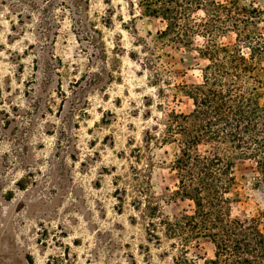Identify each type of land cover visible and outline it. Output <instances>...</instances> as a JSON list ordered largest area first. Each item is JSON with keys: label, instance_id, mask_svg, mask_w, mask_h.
I'll list each match as a JSON object with an SVG mask.
<instances>
[{"label": "rangeland", "instance_id": "rangeland-1", "mask_svg": "<svg viewBox=\"0 0 264 264\" xmlns=\"http://www.w3.org/2000/svg\"><path fill=\"white\" fill-rule=\"evenodd\" d=\"M239 1L264 12V0ZM132 2L0 0V264H177L172 240L149 239L130 167L149 174L164 215L193 210L176 193L177 144L144 139L171 110H192L179 84L199 83L206 61L200 37L192 48L160 38L165 22ZM234 176L231 215L264 231L253 164L237 161ZM189 251L204 264L214 246L201 238Z\"/></svg>", "mask_w": 264, "mask_h": 264}, {"label": "trees", "instance_id": "trees-1", "mask_svg": "<svg viewBox=\"0 0 264 264\" xmlns=\"http://www.w3.org/2000/svg\"><path fill=\"white\" fill-rule=\"evenodd\" d=\"M136 5L141 14L165 22L160 38L192 48L200 37L202 42L195 50L206 61L199 83L179 84L191 99L192 110H171L163 128H154L156 134L147 131L144 139L148 149L157 140L177 144L172 161L178 176L176 193L191 200L193 210L164 215L151 190L149 174L130 167V185L136 193L133 205L147 220L149 239L160 242V230L172 240L178 251L177 264H198L188 254L201 238L214 246L213 257L204 264H264V231L257 218L233 217L225 196L236 184L237 161H250L258 184L264 185V79L260 75L264 12L239 0H137ZM229 33L235 35L234 42H221ZM135 158L140 159L139 154ZM121 180L122 176H116L115 198L123 203L128 189L120 186Z\"/></svg>", "mask_w": 264, "mask_h": 264}]
</instances>
